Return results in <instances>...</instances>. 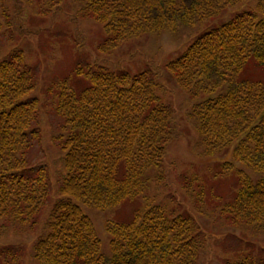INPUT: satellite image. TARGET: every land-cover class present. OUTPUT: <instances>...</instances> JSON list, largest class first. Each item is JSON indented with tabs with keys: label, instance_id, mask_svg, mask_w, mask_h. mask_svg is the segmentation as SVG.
Masks as SVG:
<instances>
[{
	"label": "trees",
	"instance_id": "trees-1",
	"mask_svg": "<svg viewBox=\"0 0 264 264\" xmlns=\"http://www.w3.org/2000/svg\"><path fill=\"white\" fill-rule=\"evenodd\" d=\"M78 1V15L102 28L97 51L110 55L133 38L174 33L247 0ZM24 57L15 51L0 62V237L10 224L36 228L50 191L48 168L31 163L32 147L41 140V106L28 99L37 79ZM251 64L264 73V0L202 35L165 69L174 86L197 102L193 117L203 157L229 150L233 165L222 170L238 164L255 176L238 173L233 199L219 209L220 218L228 227L264 233V82L245 76ZM76 73L87 85L79 91L61 85L53 96L64 135L52 141L64 173L47 233L33 247L34 259L40 264H198L202 245L195 222L158 205L135 209L126 222H109L110 253H101L82 207L116 209L138 200L150 171L166 158L174 111L162 102L150 71ZM195 182L189 180L185 188L190 191ZM1 256L15 264L17 253L7 249ZM233 264L263 262L247 257Z\"/></svg>",
	"mask_w": 264,
	"mask_h": 264
},
{
	"label": "rangeland",
	"instance_id": "rangeland-1",
	"mask_svg": "<svg viewBox=\"0 0 264 264\" xmlns=\"http://www.w3.org/2000/svg\"><path fill=\"white\" fill-rule=\"evenodd\" d=\"M52 1L58 0H0V62L15 51H22L27 67L36 76V88L28 99L40 102L41 140L32 147L31 163L48 168L50 185L48 202L38 226L29 230L10 224L0 237V264H7L5 256H1L7 249L17 253L15 264H40L34 259L33 247L47 233L46 221L53 204L60 199L57 190L64 173L61 154L52 141L53 136L64 135L58 129L60 120L53 113V96L61 85L81 90L87 82L76 72L98 68L131 75L152 72L159 97L174 111L166 158L160 168L150 171L145 191L138 200L116 209L82 207L101 241V253H110L106 232L109 222H126L135 209L158 205L167 213L186 215L195 222L202 245L198 264H233L247 257L264 264L263 231L254 227H228L219 216V209L233 199L238 173L244 172L253 180L254 174L238 164L223 171L224 164L233 165L229 150L213 158L203 157L197 121L193 117L197 102H192L186 92L174 86L165 69L202 35L240 14L254 11L256 0L237 4L220 16L193 26L178 27L174 33L133 38L110 55L97 51L104 38L102 28L78 15L81 8L78 0H60L55 5ZM245 76L264 82V73L252 64ZM191 179L196 182L188 191L184 183ZM197 199L201 201L196 203Z\"/></svg>",
	"mask_w": 264,
	"mask_h": 264
}]
</instances>
